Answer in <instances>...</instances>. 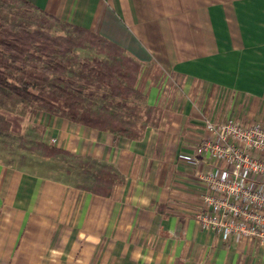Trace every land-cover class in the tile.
Segmentation results:
<instances>
[{"label":"crops","instance_id":"1","mask_svg":"<svg viewBox=\"0 0 264 264\" xmlns=\"http://www.w3.org/2000/svg\"><path fill=\"white\" fill-rule=\"evenodd\" d=\"M26 1L122 49L140 65L136 88L144 79L140 92L152 109L157 82H175L187 94L264 101V0ZM188 111L180 115L196 122ZM198 115L201 125L202 117L218 123ZM41 121L44 143L51 138V146L110 166L121 180L98 195L78 186L81 174L64 160L63 176L0 164V264H264L253 255L264 249L258 240L236 247L197 226L195 186L175 164L180 146L173 160L151 157L150 121L137 141L48 115Z\"/></svg>","mask_w":264,"mask_h":264},{"label":"trees","instance_id":"2","mask_svg":"<svg viewBox=\"0 0 264 264\" xmlns=\"http://www.w3.org/2000/svg\"><path fill=\"white\" fill-rule=\"evenodd\" d=\"M139 70L136 61L101 36L26 0H0V144L69 161L82 176L80 188L107 195L121 180L110 166L34 141L22 123L41 113L137 141L152 112L135 87Z\"/></svg>","mask_w":264,"mask_h":264},{"label":"built area","instance_id":"3","mask_svg":"<svg viewBox=\"0 0 264 264\" xmlns=\"http://www.w3.org/2000/svg\"><path fill=\"white\" fill-rule=\"evenodd\" d=\"M201 122L199 140L184 142L176 154L200 186L195 223L236 247L252 239L264 246V126L233 117Z\"/></svg>","mask_w":264,"mask_h":264},{"label":"rangeland","instance_id":"4","mask_svg":"<svg viewBox=\"0 0 264 264\" xmlns=\"http://www.w3.org/2000/svg\"><path fill=\"white\" fill-rule=\"evenodd\" d=\"M141 73V68L138 71L136 82L139 79ZM157 75V73H153ZM144 79L138 83L137 91L140 92L141 89H146L144 86ZM157 82L153 86L156 87L157 92L160 96L159 104L154 105L152 109V118L148 125L151 129V133L148 136L149 142L154 145L151 148L150 155H154L157 160L166 161L173 160L174 150L178 146H182L184 142L196 143L202 132V125L200 124L199 113H206L213 117V119L220 123L233 117L241 123L257 122L264 125V101H251L244 99L234 98L230 94L225 93H214L205 92L195 95L186 93L180 86L175 82H166L164 86ZM136 87V85H135ZM193 93V92H192ZM214 93V94H213ZM187 94V95H186ZM185 105L187 107H185ZM183 106L186 108H183ZM183 108V109H182ZM181 111H187L190 117L194 118L196 122H193L187 118L188 116L180 115ZM41 116L43 114H36L34 116H26L22 123L23 132L28 134L29 137L34 141H44L43 136L44 131L41 125ZM159 128L160 130H157ZM155 129L156 131H152ZM49 144H54L53 139L48 138ZM52 140V141H50ZM54 142V143H53ZM12 144V143H11ZM159 144V146L157 145ZM152 150H154L152 152ZM42 157L39 153L34 151L24 152L19 148H16L13 144L10 147H3L0 144V164L10 165L13 168L30 167L35 168L37 172L45 173L47 170H53L54 174L56 171H60L61 176H63V170L68 167L65 163H70L69 161L63 162V160L55 159L51 162L43 163ZM178 167L177 173L182 179H191L195 188L193 189L191 195L197 193L200 190L199 183L196 182L194 170L190 167L182 164L175 163ZM169 170V167L166 166ZM71 170V181H78L77 169L70 166ZM194 197V196H193ZM245 253H248L247 251ZM248 255V254H245ZM254 257H259L261 261H264V249L261 246L255 247Z\"/></svg>","mask_w":264,"mask_h":264}]
</instances>
